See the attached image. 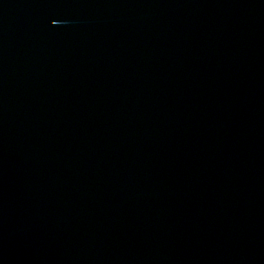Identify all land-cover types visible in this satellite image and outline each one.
Masks as SVG:
<instances>
[{"label":"water","instance_id":"1","mask_svg":"<svg viewBox=\"0 0 264 264\" xmlns=\"http://www.w3.org/2000/svg\"><path fill=\"white\" fill-rule=\"evenodd\" d=\"M0 264H264V0H0Z\"/></svg>","mask_w":264,"mask_h":264}]
</instances>
